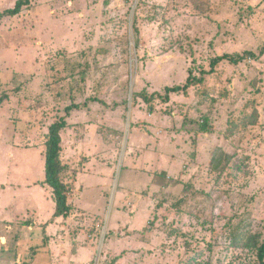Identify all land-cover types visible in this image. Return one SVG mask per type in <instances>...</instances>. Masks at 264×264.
Segmentation results:
<instances>
[{
	"label": "rangeland",
	"instance_id": "rangeland-1",
	"mask_svg": "<svg viewBox=\"0 0 264 264\" xmlns=\"http://www.w3.org/2000/svg\"><path fill=\"white\" fill-rule=\"evenodd\" d=\"M16 2L0 0V11ZM249 50L256 56L203 71L216 56ZM191 73L204 80L169 102L154 99L153 111L137 96L164 93ZM61 116L69 124L62 131L64 177L76 179L81 169L68 241L96 235L97 257L88 264H99L114 229L153 236L158 264L259 263L264 0H31L19 14L0 18V170L10 162V170L16 162L19 168L0 171V218L34 219L26 209L31 201L21 210L9 205L3 186L34 181L35 188L45 178L43 147ZM128 190L140 200L144 226ZM42 201L52 217L54 199ZM12 230L2 234L17 236ZM24 253L2 255L0 264H20L31 255Z\"/></svg>",
	"mask_w": 264,
	"mask_h": 264
},
{
	"label": "crops",
	"instance_id": "crops-1",
	"mask_svg": "<svg viewBox=\"0 0 264 264\" xmlns=\"http://www.w3.org/2000/svg\"><path fill=\"white\" fill-rule=\"evenodd\" d=\"M260 103V102H259ZM257 104V108L260 110V105L263 104ZM261 111V110H260ZM63 142V141H62ZM205 146H200L198 151H201L203 155L205 154ZM46 146L44 145L43 151H45ZM180 153H182V147L177 148ZM177 151V152H178ZM178 152V153H179ZM45 155V153H44ZM61 158L62 161L67 164V162L64 160L63 151H61ZM74 162V161H73ZM11 165V162L9 165L2 168L7 173L11 174L15 172L18 168V163H13L11 166V170L8 168ZM41 174L45 170V166L43 167V161L41 159ZM74 170L76 168L75 165L70 166ZM68 168V164H67ZM1 169V170H2ZM0 170V171H1ZM65 172V171H64ZM81 169L77 170L76 179L72 178L70 180H66L63 173V178L66 182L71 183L73 185V188L71 189V192L68 194V201L72 205L71 213L68 217L63 216H55V210L52 214V217H45L44 215V206L43 201L45 197L49 196L53 198L52 195V188L48 185L44 184V179H37V182L39 181L40 184L36 185V187H33L32 182L28 181H16L14 183L11 181V185L9 186V182L7 185L3 186V192H10L11 196L9 195L8 198L11 199L12 204L15 206L18 203V207L20 210L24 208V204L22 203L25 199H28L27 205H31L26 207L28 210L29 215H33L34 219H31L32 221L21 218L20 215L13 219H7L2 216L0 218V262L3 260L1 257L2 255L5 256H16L17 258H22L25 255V251L29 252V258L26 259V261H19L20 264L27 262L29 264H58L60 262V259L62 257L67 256L69 259L70 264H88L92 258L97 257L98 253V239L96 238V235L94 234H88L86 233L85 236L80 235L76 238L71 239V243L68 241V231H69V225L71 222L69 220L74 219L76 217V209L79 208L78 203L72 201V195L73 192L78 191L77 182L79 180V174L81 175ZM2 174V173H1ZM19 174V171L17 172ZM3 175V174H2ZM6 175V173H5ZM35 175V173H34ZM137 177V176H136ZM36 180V178H35ZM141 180V179H140ZM22 187V189H21ZM19 188V189H18ZM19 191H18V190ZM24 190L23 194L20 192ZM29 191L30 194L27 196ZM130 191L134 192L133 190H128L129 197L127 200L130 201V204H132L134 207H139L138 214L136 216V219H140L143 221L142 226L145 225V219H143L144 212L140 210V200H137L139 198L136 197L135 193H130ZM16 192H18L19 195H16ZM8 198L4 200L2 203L8 205L9 200ZM77 198H80L77 196ZM81 199V198H80ZM126 200V201H127ZM79 202V201H77ZM75 203V204H74ZM56 204V203H55ZM148 206V205H147ZM11 208V207H10ZM9 207H5V209L8 211L10 209ZM89 205L87 207L80 208L82 210L90 209ZM148 208V207H147ZM24 209V210H26ZM92 211L95 213V211L92 209ZM26 212V211H25ZM22 216V215H21ZM100 219V215H96ZM98 218L95 217L96 222L95 224L98 226ZM76 219V218H75ZM136 219H126V221H129V224L132 223V220ZM30 221V222H29ZM95 221V220H93ZM136 220L135 222H137ZM17 227L14 229V224ZM138 225H140V222L138 221ZM9 227H11L12 231H17V236L8 235V237H4L2 234L3 231L7 230ZM134 228V224L131 225V229ZM85 232V231H84ZM11 237V238H10ZM10 238V240H9ZM153 239V236L150 234H122L115 232V229L112 230V233L105 239V242L102 246V250L100 252V261L101 263L102 259L106 261L109 257H113L114 260L109 262V264H158V256H157V250L152 246L151 240ZM37 242L36 244L31 245L33 242ZM70 245V246H69ZM22 252V253H21Z\"/></svg>",
	"mask_w": 264,
	"mask_h": 264
},
{
	"label": "trees",
	"instance_id": "trees-1",
	"mask_svg": "<svg viewBox=\"0 0 264 264\" xmlns=\"http://www.w3.org/2000/svg\"><path fill=\"white\" fill-rule=\"evenodd\" d=\"M31 0H17L13 8H8L4 11H0V18L5 16H14L19 14L23 8L29 5ZM135 33L139 37V30L136 28ZM256 55L252 51H245L244 54H237V56L231 54H223L216 56L211 60V69L209 71L203 70L204 73H212L219 63L223 60H228L231 63H239L240 61L248 58L255 57ZM203 76L197 77L192 73L187 77V80L182 85L166 86L165 92H154L149 94L143 90L138 92L137 96L141 98L145 103L149 104L150 111L154 110V99H160L164 102H169L171 95L176 94H188L190 87L202 82ZM73 106L66 107V111L69 113ZM69 124L66 120V116H61L56 119L50 126L48 131V137L45 142V180L44 184L52 188L53 199L56 203L55 216L68 217L72 210V205L68 201V194L71 192L73 185L68 183L63 178V173L67 169V164L62 161V131L68 127ZM202 129L207 131L206 123L202 124ZM258 264H264V243L257 247ZM22 264H29L24 262Z\"/></svg>",
	"mask_w": 264,
	"mask_h": 264
}]
</instances>
